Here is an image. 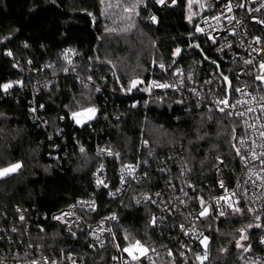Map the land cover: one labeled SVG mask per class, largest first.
Returning <instances> with one entry per match:
<instances>
[{"label": "trees", "instance_id": "trees-1", "mask_svg": "<svg viewBox=\"0 0 264 264\" xmlns=\"http://www.w3.org/2000/svg\"><path fill=\"white\" fill-rule=\"evenodd\" d=\"M140 1L0 0V168L22 164L0 177V256L15 249L53 256L64 251L80 264H110L111 245L96 247L84 232L71 236L50 214L78 197H95L97 209L89 218L116 212L122 245L123 233L133 242L153 240L162 237L150 223L153 207L137 205L135 197L163 190L164 158L177 171L169 156L176 151L183 156L195 201L218 192L213 171L218 157L229 182L240 174L236 116L197 104L192 95L154 86L143 90L168 79L178 64L207 65L203 55L213 57L197 30L205 13L202 0H177L159 10L156 23L146 20ZM65 47L75 49L68 69ZM78 75L92 79L91 87ZM132 80L143 83L129 91ZM4 84L13 86L5 91ZM89 107L96 109L94 117L76 123L72 113ZM99 147L117 152L122 162L144 160L146 175L109 195L97 186L95 171L104 161L114 184L118 162ZM200 226L209 242L199 245L197 264H235L244 248L230 243L241 229L254 244L264 233V219L244 194L224 215L202 216Z\"/></svg>", "mask_w": 264, "mask_h": 264}, {"label": "built area", "instance_id": "built-area-1", "mask_svg": "<svg viewBox=\"0 0 264 264\" xmlns=\"http://www.w3.org/2000/svg\"><path fill=\"white\" fill-rule=\"evenodd\" d=\"M176 1L165 0V3L161 4L157 0H141L139 9L145 12L148 22L156 23L159 21V10L173 6ZM202 6L205 13L197 21V29L202 30L199 32L204 35L212 50L211 62H207V65L195 61L188 66L178 64L171 70V76L161 84H169L170 87L166 90L171 94L192 95L197 104L207 103L217 109L224 108V112L231 113L239 119L241 132L238 149L241 172L235 181L229 182L222 171L224 160L218 157L213 167L218 192L204 198V204L201 206L200 199L195 201L193 198L194 186L188 179V167L183 156L178 151L169 156L171 164L178 167L177 171L173 170L164 158L160 165L164 177L163 190L154 193L144 192L135 197V202L139 206L151 204L153 207L151 218H155L154 225L160 233L162 232V237L141 241L148 250L145 254L133 250V255L139 257L136 260L133 259V255L123 251L133 241L126 239L127 235L123 233L124 244H121L115 230V223L119 218L116 212H109L97 219L89 218L88 215L97 209L95 197H78L68 206L50 214L51 220L59 223L71 236L76 237L79 232H84L96 247L111 245L113 253L110 264H197L194 262V256L205 237L200 226L202 219L200 212L207 207L215 214L225 213L238 204L241 194L248 197L257 216L264 219V155H261L264 153V138L260 136V132L264 131V127H261L264 125L262 110L264 100L261 99L264 97V81L257 79V76L264 75V69L260 67L264 63V23H261L264 21V0H202ZM152 17L156 19L152 20ZM257 38L259 43L256 42ZM62 55L66 69L71 68L75 62V49L65 47ZM215 63H218L219 67L215 66ZM222 65H225L224 73ZM224 77L231 82L227 107L218 103L228 96ZM78 78L87 86L93 84L92 79L80 75ZM248 108L254 110L248 112ZM241 112L245 114L239 115ZM242 140L243 144L240 143ZM98 149L105 155L115 156L118 162V179L114 184L108 177L104 161L95 171L97 186L106 189L109 195L121 194L130 180H137L146 175L142 168L144 160L122 162L117 152L104 151V148L100 147ZM98 180L103 183L98 184ZM220 197L228 199L222 200ZM229 203L232 207L228 206ZM113 216L115 219H111ZM262 240L264 233L257 238L255 244L249 243L246 246L248 251L243 249L235 264H264ZM0 262L80 264L73 253L66 254L63 251L53 256L39 250L18 252L17 249L13 250L10 256L1 255Z\"/></svg>", "mask_w": 264, "mask_h": 264}, {"label": "snow or ice", "instance_id": "snow-or-ice-1", "mask_svg": "<svg viewBox=\"0 0 264 264\" xmlns=\"http://www.w3.org/2000/svg\"><path fill=\"white\" fill-rule=\"evenodd\" d=\"M157 2L163 4V3H165V0H157ZM173 2H175V0H173ZM229 10H231V9H229ZM155 19H156L155 17H152V20H155ZM261 23H264V21H262ZM197 30L198 31H202L201 29H197ZM256 42L259 43V38H257V41ZM179 52H180V49H176V53H179ZM9 55H11V53H9ZM246 63H251V61H246ZM161 67H163V65H161ZM260 67L262 69H264V63H262L260 65ZM224 79L227 80V77H224ZM257 79L264 81V75L257 76ZM140 83H143V81L132 80L128 90L131 91L132 88H136L137 85L140 84ZM12 86H13L12 84H4L2 87H3V89L5 91H7ZM152 86L158 87V88H169L170 87L169 84H156V83H154L149 88H146V89H143V90L149 91ZM97 91H99V89H97ZM237 91H240V90L237 89ZM253 99H255V98H253ZM261 99L264 100V97H261ZM218 103L223 104L226 107L229 106L228 105V101L226 99L225 100H221ZM238 103H240V102L238 101ZM232 107H235V105H232ZM253 110L254 109H252V108H248L247 109L248 112H251ZM262 110H264V109H262ZM220 111L223 112L224 111V108H220ZM83 112L89 114L88 117H87V119H92L94 117V115H95L96 109L95 108H88V109H84ZM82 114L83 113H81V112H73L72 113V117H73V119L76 120V123H78V124H81L82 123V121L80 119H78V117H80ZM229 114H231V113H229ZM238 114L241 115V116H243L245 113H242L241 112V113H238ZM249 127H255V125H249ZM261 127H264V125H261ZM260 136L262 138H264V131H261L260 132ZM240 143L243 144L244 141L242 140V141H240ZM80 150H81V152L84 151L83 148H81ZM237 152L239 153V149H237ZM109 154H111V153H109ZM261 155H264V153H262ZM21 167H22V164L20 162H16V163L9 164L7 167L0 168V177H6V176H8L11 173H15ZM130 172H131V169H130ZM97 183L98 184H102L103 181L98 180ZM104 186L107 187V185H104ZM221 187H223V182H221ZM157 195H159V194H157ZM146 199H150V197H146ZM220 199L227 200L228 198L227 197H220ZM137 202H139V201H137ZM200 202H201L202 205L204 204V201L202 199H201ZM217 203H219V201H217ZM228 206L229 207H232V204L229 203ZM234 211L235 212H239L240 209L237 207V208H234ZM207 214H208V208L207 207H204V209L200 212V216H206ZM220 215H224V213L221 212ZM21 219H23V217H21ZM111 219H115V217L113 216V217H111ZM150 223L154 225L155 224V218H153L150 221ZM248 227H252V225H248ZM256 227H260V225H256ZM13 231H15V229H13ZM243 231H244V229H241V232H243ZM125 238L128 239V236H126ZM240 239L241 240H246L247 237L245 235H241ZM206 241H207V238L206 237L204 238V240L201 241V243L205 244V247H206ZM261 242L264 243V240H262ZM237 246L244 247L243 245H240L239 242H238ZM133 250L138 251L141 254H145L148 249L139 240H135L134 242H130L129 243V246L123 249V251L129 253V255H133ZM244 250L245 251H248L249 249L247 247H244ZM169 254H171V253H169ZM206 255L207 254L205 253V256L203 258H200V259L206 258ZM138 258L139 257L133 255V259L134 260H136ZM33 264H35V262H33Z\"/></svg>", "mask_w": 264, "mask_h": 264}, {"label": "rangeland", "instance_id": "rangeland-1", "mask_svg": "<svg viewBox=\"0 0 264 264\" xmlns=\"http://www.w3.org/2000/svg\"><path fill=\"white\" fill-rule=\"evenodd\" d=\"M85 78V77H84ZM85 86H86V84H84ZM95 87H97V85H94ZM89 87H91V86H89ZM89 108H93V107H89ZM85 109H88V108H85ZM83 110L84 109H82V110H80L79 112H81V113H83L80 117H78V119H80L82 122H85V121H87L88 119H87V117H88V113H85V112H83ZM210 212V209L208 208V213ZM247 230L244 228V231L243 232H240V234L238 235V236H236V238L233 240V242L232 243H230V245H236L237 246V244H238V242L240 243V245H243L244 247H246L248 244H249V242H248V236H247V232H246ZM241 235H245L246 237H247V239L246 240H241L240 239V237H241ZM206 238H207V241H206V247H207V245H208V242H209V238L207 237V236H205ZM204 237V238H205ZM204 238H203V240H204ZM203 246L205 247V244H203ZM237 247H240V246H237ZM244 247H240V248H244Z\"/></svg>", "mask_w": 264, "mask_h": 264}, {"label": "water", "instance_id": "water-1", "mask_svg": "<svg viewBox=\"0 0 264 264\" xmlns=\"http://www.w3.org/2000/svg\"><path fill=\"white\" fill-rule=\"evenodd\" d=\"M199 50L201 51V49H199ZM203 56H204V58H205V60H206L207 62H211V59H210V58H208L206 55H203ZM215 66L219 67V64H218V63H215ZM141 81H143V80H141ZM225 81H226V84H227V94H228L226 100L229 102V99H230V92H231V82H230V80H229L228 78H227V80H225ZM140 84H141V83H140ZM140 84H138L137 87H138ZM132 90H134V88H132L131 91H132ZM219 111H220V109H219ZM220 112H221V111H220ZM223 112H224V111H223ZM223 112H221V113H223ZM199 199H200V201H201V199L204 201V199L201 198V197H199ZM200 205L202 206L201 202H200Z\"/></svg>", "mask_w": 264, "mask_h": 264}]
</instances>
